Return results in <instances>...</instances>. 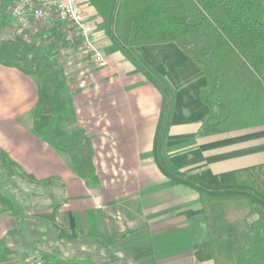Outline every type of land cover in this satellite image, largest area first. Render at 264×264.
Here are the masks:
<instances>
[{"label": "crops", "instance_id": "1", "mask_svg": "<svg viewBox=\"0 0 264 264\" xmlns=\"http://www.w3.org/2000/svg\"><path fill=\"white\" fill-rule=\"evenodd\" d=\"M13 1L0 0L3 29L17 27ZM80 4L104 62L71 55L61 65L94 175L36 133L38 78L0 63V264H39L45 251L72 264H215L201 193L242 189L238 172L264 166V121L198 135L211 111L201 65L174 42L128 45L117 8L106 22ZM44 26L64 34L56 18Z\"/></svg>", "mask_w": 264, "mask_h": 264}, {"label": "trees", "instance_id": "2", "mask_svg": "<svg viewBox=\"0 0 264 264\" xmlns=\"http://www.w3.org/2000/svg\"><path fill=\"white\" fill-rule=\"evenodd\" d=\"M107 22L117 8L116 31L128 45L174 42L208 76L201 92L211 111L199 127L205 136L263 122L264 0H90ZM56 37L62 33L53 29ZM0 63L39 80L36 133L67 152L77 173L94 175L91 139L74 126L67 78L57 57L20 35L0 38ZM255 102L256 106L255 107ZM239 191L201 193L208 245L215 264H264V166L238 172ZM257 215L249 224L247 216ZM7 245L0 240V257ZM39 264H72L45 251ZM79 264V263H74Z\"/></svg>", "mask_w": 264, "mask_h": 264}, {"label": "built area", "instance_id": "3", "mask_svg": "<svg viewBox=\"0 0 264 264\" xmlns=\"http://www.w3.org/2000/svg\"><path fill=\"white\" fill-rule=\"evenodd\" d=\"M12 15L23 29L33 28L36 23H47L53 18L65 23L64 33L72 43L103 63L104 56L94 41V26L89 15L83 10L80 0H14Z\"/></svg>", "mask_w": 264, "mask_h": 264}, {"label": "rangeland", "instance_id": "4", "mask_svg": "<svg viewBox=\"0 0 264 264\" xmlns=\"http://www.w3.org/2000/svg\"><path fill=\"white\" fill-rule=\"evenodd\" d=\"M12 12V11H11ZM0 20L2 18V15H0ZM2 22H0L1 25ZM48 23H36L33 22V24H36L33 28H26L23 29L22 26L20 24L17 23V27L14 30H9V29H3V27L0 26V38L1 39H9L12 36L15 35H20L22 37H24V39L26 41H30L36 45H38L39 47H41L43 50L46 49L48 50L52 56L56 57V55L60 54V49H62L63 47V52H62V56L60 58L57 57L58 61L60 62V64L62 63V61H66L68 60L69 56H73L77 59H79V57H82L83 55H89L87 54L82 48L80 43L76 42L75 44L72 43L70 40H68L66 38L65 33L62 34L61 37H56L55 36V32L53 29H58L59 26H52L49 29L44 30L45 26H48ZM59 31V30H58ZM44 33L49 35V38H44ZM49 39H53L52 41H48ZM55 40V41H54ZM51 42V43H50ZM74 44V45H73ZM56 45H58V48H56ZM73 46V47H71ZM72 49V50H71ZM69 50L70 53H69ZM64 68V66H62ZM66 74V73H65ZM67 78V75H66ZM68 80V79H67ZM39 95V93H38ZM239 191V189L234 190V192ZM253 216H257L255 214H251L249 216H247L246 218V224H249L254 218Z\"/></svg>", "mask_w": 264, "mask_h": 264}]
</instances>
